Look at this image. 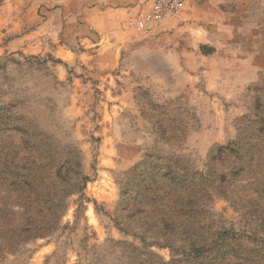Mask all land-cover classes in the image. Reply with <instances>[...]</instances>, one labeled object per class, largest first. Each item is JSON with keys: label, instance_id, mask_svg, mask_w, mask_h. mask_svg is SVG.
Returning a JSON list of instances; mask_svg holds the SVG:
<instances>
[{"label": "rangeland", "instance_id": "obj_1", "mask_svg": "<svg viewBox=\"0 0 264 264\" xmlns=\"http://www.w3.org/2000/svg\"><path fill=\"white\" fill-rule=\"evenodd\" d=\"M34 2L0 0V264H264V67L135 30L61 61Z\"/></svg>", "mask_w": 264, "mask_h": 264}, {"label": "crops", "instance_id": "obj_2", "mask_svg": "<svg viewBox=\"0 0 264 264\" xmlns=\"http://www.w3.org/2000/svg\"><path fill=\"white\" fill-rule=\"evenodd\" d=\"M215 1L184 0L180 14L163 22L148 37L151 45L146 48L147 51L167 52L165 55H169V39L177 33L175 43L179 56L186 59L182 64H217L213 70L209 67L202 69L211 77L212 74L218 76L221 71L226 72L230 66L225 64H230L232 68L238 64L264 67V0H259L256 8L242 7L235 17L225 13ZM150 2L57 0L56 4L49 6L46 0H40V3L34 2L35 15L28 27L33 25L35 37L48 35L55 38L57 45L52 53L61 61L72 62L91 52L100 57L103 46L127 44L125 38L134 30L129 27L133 18L146 11ZM169 24L177 29L173 30ZM165 29L169 30L166 32ZM159 41L163 43L161 49L156 50L154 47ZM87 46H93V51L87 52ZM30 49L24 47L23 51L29 53ZM33 51L42 53L45 48L34 47Z\"/></svg>", "mask_w": 264, "mask_h": 264}, {"label": "built area", "instance_id": "obj_3", "mask_svg": "<svg viewBox=\"0 0 264 264\" xmlns=\"http://www.w3.org/2000/svg\"><path fill=\"white\" fill-rule=\"evenodd\" d=\"M184 0H151L146 11L133 19L135 32L151 35L163 22L180 14Z\"/></svg>", "mask_w": 264, "mask_h": 264}]
</instances>
